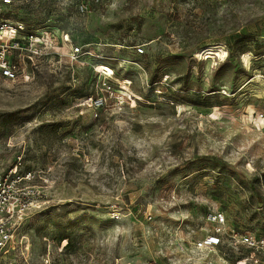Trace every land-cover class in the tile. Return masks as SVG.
Wrapping results in <instances>:
<instances>
[{"label": "rangeland", "instance_id": "obj_1", "mask_svg": "<svg viewBox=\"0 0 264 264\" xmlns=\"http://www.w3.org/2000/svg\"><path fill=\"white\" fill-rule=\"evenodd\" d=\"M79 1L0 4L38 32L0 78V175L43 197L2 264H264L233 237H264V0Z\"/></svg>", "mask_w": 264, "mask_h": 264}, {"label": "built area", "instance_id": "obj_2", "mask_svg": "<svg viewBox=\"0 0 264 264\" xmlns=\"http://www.w3.org/2000/svg\"><path fill=\"white\" fill-rule=\"evenodd\" d=\"M99 1V0H95ZM14 0H0V4L9 6ZM81 13L88 12V5L84 0L77 3ZM8 35V36H7ZM38 39V32L28 30L25 23L15 20L0 12V78L15 81L20 76V59L24 54L32 53V46ZM69 41L68 35L63 43ZM137 53H144L143 45L136 46ZM84 53L82 46L72 49L71 55L74 60ZM243 56V55H242ZM98 107L104 106V99L89 97L86 101ZM261 117H264L261 115ZM35 178L34 171L20 173L18 166L10 168L5 174L0 175V264L6 253L14 251L21 245L18 237V229L25 222L31 211L42 207V191L38 186L28 184ZM209 218L218 226L226 223V217L221 212L211 213ZM241 244L264 253V237H257L253 233L235 234ZM221 231H216L198 241V249H206L221 244Z\"/></svg>", "mask_w": 264, "mask_h": 264}]
</instances>
